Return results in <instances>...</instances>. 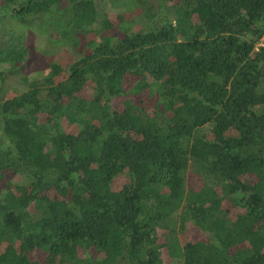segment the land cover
<instances>
[{"label": "trees", "instance_id": "trees-1", "mask_svg": "<svg viewBox=\"0 0 264 264\" xmlns=\"http://www.w3.org/2000/svg\"><path fill=\"white\" fill-rule=\"evenodd\" d=\"M110 2L0 0V264H264V0Z\"/></svg>", "mask_w": 264, "mask_h": 264}, {"label": "rangeland", "instance_id": "rangeland-1", "mask_svg": "<svg viewBox=\"0 0 264 264\" xmlns=\"http://www.w3.org/2000/svg\"><path fill=\"white\" fill-rule=\"evenodd\" d=\"M127 0H118V3L120 5V9H124L125 7L131 6L127 3H125ZM133 6V5H132ZM98 7L99 9L106 13L108 16L111 17L113 20V23L116 24V13L117 9H114L112 7V4L110 0H98ZM136 10H133L132 12L128 11L127 12V18L131 19V17L135 14ZM134 17V16H133ZM134 24V23H133ZM125 25H129V23H126ZM134 27H138L139 24L132 25ZM118 30V28H117ZM20 31V29H19ZM21 35L24 41L27 43L33 44L37 46V48H53L52 51L54 52V59L61 65V67L64 69V74H67V71L69 69V66L74 62L75 57H76V52L75 50H72L69 48V46L65 44H56L54 45L52 43L53 38L48 37L42 33H39L38 31H32L29 29H23L21 30ZM45 59L41 55V53L38 50H31L28 56V60L26 61V71L28 72V75L30 78H37L41 77L45 72ZM19 84L17 81H6V84L2 87L3 89V95L9 96L13 91L15 92L16 88H19V91L21 90V87L18 86ZM2 92H0V95ZM115 107L119 108L120 107V101L115 100L114 104ZM187 186L191 187H199V181L196 182V178H194L189 172H187ZM122 182V180H120ZM185 235L190 237L193 240L203 238L202 232L197 229L196 227L193 226H188L185 230ZM32 258H36L39 260H43V253L40 251H34L31 254ZM168 264H180V261L174 259H169Z\"/></svg>", "mask_w": 264, "mask_h": 264}, {"label": "built area", "instance_id": "built-area-1", "mask_svg": "<svg viewBox=\"0 0 264 264\" xmlns=\"http://www.w3.org/2000/svg\"><path fill=\"white\" fill-rule=\"evenodd\" d=\"M254 49L255 50L264 49V30L260 38L258 39L257 43L255 44Z\"/></svg>", "mask_w": 264, "mask_h": 264}]
</instances>
